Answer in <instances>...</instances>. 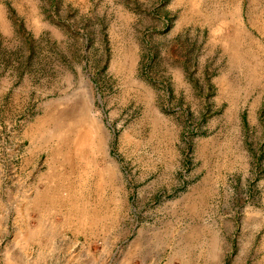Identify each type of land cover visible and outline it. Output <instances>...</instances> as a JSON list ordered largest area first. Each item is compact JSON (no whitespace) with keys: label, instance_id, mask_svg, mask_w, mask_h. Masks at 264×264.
<instances>
[{"label":"rangeland","instance_id":"374dc122","mask_svg":"<svg viewBox=\"0 0 264 264\" xmlns=\"http://www.w3.org/2000/svg\"><path fill=\"white\" fill-rule=\"evenodd\" d=\"M0 264H264V0H0Z\"/></svg>","mask_w":264,"mask_h":264},{"label":"bare ground","instance_id":"6f19581e","mask_svg":"<svg viewBox=\"0 0 264 264\" xmlns=\"http://www.w3.org/2000/svg\"><path fill=\"white\" fill-rule=\"evenodd\" d=\"M88 104V103H87ZM87 107L86 103L84 104V106L80 109V111L78 112H61L58 115H52L51 117H48L46 119L45 122V126L48 124H53V126L49 129H54L53 131L55 133H59V132H71L75 127L76 128H83V127H89L90 129H92L93 133H94V138L98 137L97 139L100 138V135L97 134L98 133V128H97V124L95 123V121L91 120L90 116L88 115L89 112H87ZM57 114V113H56ZM44 126V125H43ZM64 127L67 128V130H64ZM74 127V128H73ZM99 127V126H98ZM100 133V132H99ZM67 134V133H66ZM62 135V134H61ZM65 135V134H64ZM103 137V136H102ZM82 138V137H81ZM103 140V139H102ZM61 141H63L62 143H66L67 139H62ZM96 141V140H95ZM98 141V140H97ZM95 143V142H94ZM105 143V142H104ZM60 146V145H59ZM103 149V148H102ZM102 151V150H100ZM57 153V152H56ZM52 156V155H51ZM83 157V156H82ZM52 158V159H51ZM50 158L49 163H53V156ZM80 158V157H79ZM84 158V157H83ZM49 164V165H50ZM53 165V164H51ZM52 167V166H51ZM113 168V167H111ZM107 171H110L111 173V169L108 168ZM49 172V171H48ZM52 172V170H51ZM47 175H50L47 174ZM46 175V176H47ZM115 176V175H114ZM111 177V176H110ZM116 177V176H115ZM51 180V179H48ZM116 180V179H115ZM51 182V181H50ZM54 182V181H53ZM116 182V181H115ZM51 185V184H50ZM50 188V187H49ZM107 188V187H106ZM109 188V187H108ZM105 189V188H104ZM48 190V189H47ZM111 190V189H110ZM104 191V190H103ZM107 192V191H106ZM59 193V192H58ZM60 195V194H59ZM63 198V197H62ZM66 198V197H65ZM49 199V198H48ZM67 199V198H66ZM69 199V197H68ZM39 200V199H38ZM37 200V201H38ZM51 200V199H50ZM73 200V199H72ZM99 200V199H98ZM101 201V200H100ZM36 202V201H35ZM44 202V201H43ZM59 202V201H58ZM48 203V202H47ZM60 203V202H59ZM62 203V202H61ZM67 203V202H66ZM38 204V203H36ZM68 204V203H67ZM55 206V205H54ZM62 207V206H61ZM44 208H42L43 210ZM90 209V208H89ZM91 210V209H90ZM62 211V210H61ZM84 211V210H83ZM96 217V216H95ZM97 218V217H96ZM97 221V220H96Z\"/></svg>","mask_w":264,"mask_h":264},{"label":"crops","instance_id":"0c3cea01","mask_svg":"<svg viewBox=\"0 0 264 264\" xmlns=\"http://www.w3.org/2000/svg\"><path fill=\"white\" fill-rule=\"evenodd\" d=\"M48 189V190H47ZM49 198V199H48ZM39 199V200H38ZM38 200V201H37ZM36 201V202H35ZM44 201V202H43ZM48 202V203H47ZM38 203V204H36ZM32 205L36 208V210L41 211L42 208H46L50 205V189L49 186H46L41 192L35 194Z\"/></svg>","mask_w":264,"mask_h":264}]
</instances>
